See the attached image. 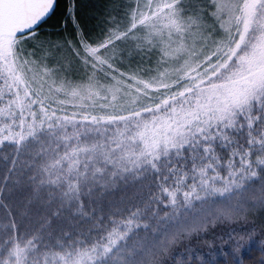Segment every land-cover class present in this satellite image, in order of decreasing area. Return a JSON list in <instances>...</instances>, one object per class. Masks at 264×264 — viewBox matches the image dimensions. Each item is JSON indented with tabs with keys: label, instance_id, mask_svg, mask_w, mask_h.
Segmentation results:
<instances>
[{
	"label": "snow or ice",
	"instance_id": "obj_1",
	"mask_svg": "<svg viewBox=\"0 0 264 264\" xmlns=\"http://www.w3.org/2000/svg\"><path fill=\"white\" fill-rule=\"evenodd\" d=\"M57 2L0 0V264H189L182 240L264 210V0H115L98 40L74 0L43 34ZM121 181L141 194L98 215Z\"/></svg>",
	"mask_w": 264,
	"mask_h": 264
},
{
	"label": "trees",
	"instance_id": "obj_2",
	"mask_svg": "<svg viewBox=\"0 0 264 264\" xmlns=\"http://www.w3.org/2000/svg\"><path fill=\"white\" fill-rule=\"evenodd\" d=\"M97 10L104 12L107 6H113L114 0H99ZM71 0H58L56 10L52 17L43 25L40 31L62 30L63 23L68 19L67 9ZM71 22H68V26ZM2 160V161H1ZM0 157V166L6 164ZM103 191V192H102ZM106 195L115 193L113 188L101 190ZM110 196H103L102 203L96 204L97 214H107L109 210H114L109 201ZM127 203V198H123ZM121 202L120 205L123 204ZM61 226L66 230L86 229L88 217L69 216L61 222ZM251 233L253 239L246 243L240 252H233L230 244H226L229 234ZM185 248L189 249L191 257L189 264H262L264 262V210L249 212L245 216L237 217L232 221H217L207 225L206 229L193 235L189 239L182 240L173 252V255L184 254ZM167 264H174L171 257Z\"/></svg>",
	"mask_w": 264,
	"mask_h": 264
},
{
	"label": "rangeland",
	"instance_id": "obj_3",
	"mask_svg": "<svg viewBox=\"0 0 264 264\" xmlns=\"http://www.w3.org/2000/svg\"><path fill=\"white\" fill-rule=\"evenodd\" d=\"M114 2L115 0L111 3L114 4ZM99 3V0H74L76 21L79 24L80 29L92 40H98L103 37L104 33L111 26V17L117 14L111 5L107 6L108 10L106 9L104 12L98 11L97 7ZM120 15L122 19V13ZM73 32L74 28L72 23L69 26L67 25V31H65L64 26L62 30L42 31L43 34L51 36L53 39L62 38L63 36L70 35ZM131 43L132 42L129 41L127 46L130 47ZM138 66L143 69L140 73L142 76L152 75L153 72L151 70L155 68V57H153L152 60H149L146 57L142 58L139 55L131 58L126 57L120 64L121 70L123 71L136 69ZM111 188H113L115 193H112V195H106V193H102L103 191L100 192L96 204L102 203L101 198H103V196H110L111 198L113 197V199H111L109 203L114 209L116 206H120L121 202H123V198H127V202H129L131 200H135V198L141 194L140 185L137 181H129L127 183L121 181L116 186Z\"/></svg>",
	"mask_w": 264,
	"mask_h": 264
},
{
	"label": "water",
	"instance_id": "obj_4",
	"mask_svg": "<svg viewBox=\"0 0 264 264\" xmlns=\"http://www.w3.org/2000/svg\"><path fill=\"white\" fill-rule=\"evenodd\" d=\"M57 3H58V2H57ZM55 10H56V9H55ZM53 14H54V13H53ZM53 14H52V15H53ZM52 15H51V17H52ZM51 17H50V18H51ZM50 18H49V19H50ZM49 19H48V20H49ZM48 20H47V21H48Z\"/></svg>",
	"mask_w": 264,
	"mask_h": 264
},
{
	"label": "flooded vegetation",
	"instance_id": "obj_5",
	"mask_svg": "<svg viewBox=\"0 0 264 264\" xmlns=\"http://www.w3.org/2000/svg\"><path fill=\"white\" fill-rule=\"evenodd\" d=\"M45 24H46V23H45ZM45 24H44V25H45Z\"/></svg>",
	"mask_w": 264,
	"mask_h": 264
}]
</instances>
